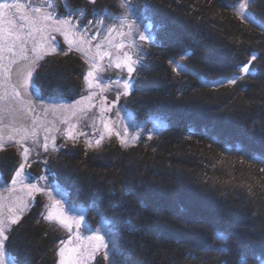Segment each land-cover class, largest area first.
<instances>
[{
	"label": "trees",
	"instance_id": "trees-1",
	"mask_svg": "<svg viewBox=\"0 0 264 264\" xmlns=\"http://www.w3.org/2000/svg\"><path fill=\"white\" fill-rule=\"evenodd\" d=\"M238 2L152 0L146 10L154 25H164L160 46L150 48L134 91L123 98L138 123L158 120L164 131L128 148L118 140L100 150L68 145L51 161L54 172L46 171L90 222L103 217L115 223L116 250L125 254L117 256L119 264L264 260V164L249 158H264V0L248 6L255 23L243 22L229 7ZM183 51L192 55L181 63L199 78L172 71L169 59ZM253 52V76L207 86L234 75ZM59 64L52 61L45 74L59 73L53 84L60 89L52 96L64 99L68 93L61 88L70 89L74 78L79 90L81 62H68L70 69ZM38 213L34 209L9 236L7 251L16 264L56 262L64 232ZM217 230L229 239H212ZM207 244L230 251L205 252Z\"/></svg>",
	"mask_w": 264,
	"mask_h": 264
},
{
	"label": "snow or ice",
	"instance_id": "snow-or-ice-1",
	"mask_svg": "<svg viewBox=\"0 0 264 264\" xmlns=\"http://www.w3.org/2000/svg\"><path fill=\"white\" fill-rule=\"evenodd\" d=\"M90 2L95 3V0ZM61 3L63 12L59 11ZM249 3L250 0H239L229 7L237 11L242 19L255 23L252 14L246 12ZM117 6L123 10L119 15L94 11L92 19L84 22L79 17L86 16V12L82 9L71 10L63 0H3L0 3V151L13 147L19 157L10 170V181L5 180L0 172V264H15L7 258L6 242L14 226L20 224L34 206L38 195L46 198L41 201L40 217L64 232L57 243V264H93L97 254H101L109 264H119L115 257L123 258L125 255L116 250L120 233L113 221L101 217L95 227L91 226L85 222L88 212L74 206L50 174L37 176L28 171L36 162L35 158L40 156L37 149L49 152L50 140L51 152L59 151L55 137L50 135L51 131L62 133L67 140L74 142L79 137H85L88 149L100 148L113 138L119 140L122 148L141 142L142 134L151 139L153 133L146 130V125L135 124L129 113L120 115L124 111L123 106L116 109L115 120L107 113L111 112L121 96H128L134 91L136 80L132 74L136 72L139 77L143 71V60L148 55L144 44L160 46L158 33L164 25H154L150 16H137L129 0H119ZM144 7L148 9L147 5ZM57 36L63 38L67 49L61 47ZM70 51L81 53L85 57L84 63L88 65L86 71L80 74V98L67 105L37 104L32 90L37 87V78L44 74L37 72L42 67L39 62L49 54L67 56ZM89 52L93 54L89 56ZM191 55L190 51H183L177 53L178 58L169 59L172 71L177 76L191 74L198 77L197 73L181 63ZM105 58L107 63L102 64ZM256 59L257 54L253 52L248 63L237 65L234 75L208 83L207 86L234 85L244 76H253L255 70L250 71V66L251 61ZM44 62L52 63L50 60ZM138 67L140 71H137ZM112 68L120 73L126 71L127 76L104 77L100 74ZM113 87L114 100L108 101L104 93ZM97 98L100 102L98 113H92L91 123L85 125L92 128L90 134L83 128L78 129L77 125L83 114L96 108ZM37 108H40V115L36 114ZM57 110L67 111L69 117L74 119L62 118L60 122L66 126L64 128H49L41 117ZM5 112L11 116L7 123L3 115ZM40 130L45 133L43 140L39 136ZM249 158L252 162L264 164L260 154L253 153ZM41 163L47 165L48 161L44 159ZM260 170L264 172V167ZM4 192L9 193L7 198L3 196ZM142 209L143 205L136 209L137 218ZM212 239L227 241L229 237L217 230ZM202 250L217 251L218 255L230 251L217 250L212 244L203 246ZM237 264H246V260L238 257ZM260 264H264V260Z\"/></svg>",
	"mask_w": 264,
	"mask_h": 264
},
{
	"label": "rangeland",
	"instance_id": "rangeland-1",
	"mask_svg": "<svg viewBox=\"0 0 264 264\" xmlns=\"http://www.w3.org/2000/svg\"><path fill=\"white\" fill-rule=\"evenodd\" d=\"M151 2H152V0H135L134 3H136L137 5L140 6V10L142 12L143 10H146V8L144 7L145 5H147L148 8L150 6H152L151 5ZM251 3H252V0H250V3L249 4L251 5ZM246 12L249 13V9L248 8L246 9ZM236 14H238L237 11H236ZM145 15H148L149 16V12L145 11ZM238 16L240 17V19L243 22L249 23L246 20L242 19L240 14H238ZM145 23H147V20H145ZM57 37H59L60 40H61V42H60L61 47L66 49V46L67 45L63 42V38L60 37V36H57ZM151 47L152 46H150L147 43L144 44V49H145V51L147 53L150 52V48ZM92 54L93 53H91V52L88 53L89 56H91ZM49 55H51V57H50L51 59L47 55V56H45L44 60H42L43 61L42 62V65L43 66L45 65V66H44V69L43 68L41 69L40 73L41 72L42 73H45L46 69L49 68V64H45V62H44V61H48V60H51V61L55 62V64L57 66L60 65L59 63L61 62V64H63V66H65V68H69L70 69L72 66H70L71 64H68V62H71L72 63V60L73 59H75V60L76 59L77 60L79 59L80 62H81V66H80L81 73L84 72V71H86V69L88 68V65L84 63L85 57L81 53H78L76 51H70L67 56H65V55H59V54H49ZM145 60H146V58L143 60V65H144ZM106 63H107V59L104 62V64H106ZM59 67L62 68V66H59ZM139 69L140 68L138 67L137 71H139ZM49 71H51V70H49ZM52 71H54V70H52ZM58 74L59 73H49V76H51L52 79L53 78L55 79V78L58 77ZM100 74L102 76H104V77H116V76H125L126 77L127 76V72L126 71L124 73H120L118 69H114V68L108 69L107 71H101ZM41 76L42 77H45V74H43ZM132 76H133L134 79H137L135 77L136 76V72H134L132 74ZM54 79L53 80H51V79H46V80L41 79L40 82H38V85H40V86L42 85V87L45 89V91L43 93V100L45 102H47L49 105L50 104H59V103H64L65 105L72 104V103H75V100H77V99L80 98V96H79V92H80V89H81V84H80L81 80L80 79L78 80V82L80 81L79 82V84H80L79 90H77V83L75 84V82H77L75 79H77V78H74L73 80H71L70 89L61 88V92L62 93H64V94L68 93V96H67L68 98H64V99L63 98H55L54 96H52L55 91L57 92L60 89L59 85L56 84L54 86V84H53ZM48 80L51 83L49 85L47 83ZM55 80H57V79H55ZM66 81L68 83V79H66ZM64 86H67V85H64ZM53 88L56 89V90H54ZM73 90H75V91H73ZM70 91H71V93H70ZM114 92H115V87H113V89L111 91H107V92L104 93V95L107 97V100L108 101H113L114 100ZM96 103H97L96 108L91 109L89 112H86L85 114H83V116L80 117V122L77 125V128L78 129L79 128H83L84 131H86V132H88V133L91 134L92 128L91 127H85V125L91 123V114L92 113H94V112L95 113H98V110H99V107H100L99 98H97V102ZM127 103H128V100L127 99H124L123 96H121L120 99H119V101H118V103L115 104V107L112 108L111 112H108L107 115L111 119L115 120L116 119V114H115L116 113V109L117 108H120L121 106H123L124 111H122L120 113V115L121 116H125L126 113H129V114H131V120L135 124L142 125L143 123H138L137 120L135 119V117L133 116V114L130 113L126 109L125 106L127 105ZM47 116L48 117L46 119L42 120V122L45 123L46 125H48L49 128H64L66 126L63 125L60 122L62 118H69L70 120L71 119H74V118L69 117L68 112L65 111V110H57L55 112H50L49 114H47ZM49 121H51V123H49ZM145 125H146V130L153 133L152 136L153 135H156V134H160V133H162L164 131V127H163L162 122H160L158 120H157V122H154L153 121L151 123H146ZM97 126H99V123L98 122H97ZM44 135H45L44 131L43 130H40L39 136H40V139L41 140H43V136ZM50 135L55 137V144L59 148V151L58 152H55V153H52L51 152V145H52V141L51 140L49 141L50 148H49V152L48 153L43 152L42 149H37V151L40 152V156H38V157L35 158V161L36 162H34L32 164L31 168L28 169V171L31 172V173H33V174L35 172H37L38 173V176L41 173H44V172H38V171H42L43 169L45 171H48V170L51 169V171L54 172V168L51 165V161H53L54 158H56V155H58L63 150V148H66L68 145H74V144H85V146H87V144L85 143V137H79V139L74 142L72 140H67L66 137H64L62 133H59V132H56V131H51ZM147 139H148L147 138V135L146 134H142V136H141V142H139L137 144H140L143 141H146ZM113 140H117V139L113 138L111 141H113ZM111 141H106L102 146H104L105 144H109V142H111ZM102 146L100 148H95V150H100L102 148ZM8 148H12L10 150V152H8V154L10 156V159L9 160H11V162L9 160H7V162L9 163V167L6 168V174L4 176V179L7 180V181H10V179H11L10 170L14 168V166H15L17 160L19 159V157H18V155L16 153V149L15 148H13V147H8ZM11 157H14V158H11ZM44 159H47L48 164L47 165H44L45 167H43V169L40 170L41 165H43L41 163V161L44 160ZM61 188L63 189V191L69 197V193L63 187H61ZM12 195H15V193H13ZM3 196L5 198H7L9 196V193L4 192L3 193ZM45 199L46 198L41 197V196L38 195L36 197V201L34 202V206L30 209L29 212H27L24 215V217L22 218V220H24L27 215L32 214V212H33L34 209H38V212L39 213L37 215L39 216L40 212L42 211V203H41V201L42 200H45ZM90 217H89V215H87V221L86 222L89 223L91 226L95 227L98 221L94 220V222H93V219H92V222H90V220L88 219ZM92 218H94V217H92ZM45 223L50 224V225H53V224H51V223H49L47 221H45ZM54 226H56V225H54ZM56 227H58V226H56ZM60 230L63 231L62 229H60ZM7 244H8V241L6 242V255H7V258H8L9 261H14V259L12 257H10L9 254H8ZM115 259L118 261L117 256L115 257ZM57 261H58V257H56L55 264H57ZM29 263H30V261H29ZM93 264H109V262L105 261L103 259V257H102L101 254H97L95 261H93Z\"/></svg>",
	"mask_w": 264,
	"mask_h": 264
},
{
	"label": "flooded vegetation",
	"instance_id": "flooded-vegetation-1",
	"mask_svg": "<svg viewBox=\"0 0 264 264\" xmlns=\"http://www.w3.org/2000/svg\"><path fill=\"white\" fill-rule=\"evenodd\" d=\"M2 2H3V0H0V3H2ZM63 2L64 3H67L68 4V7L71 10H73V11H75L77 9L84 10L86 12V16L79 17V19H81L84 22H86L87 20L92 19V13L94 11L100 12L101 14L107 12V13H109L111 15H119L123 11L121 8H119L117 6L118 3H119V0H95V3H91L90 0H63ZM134 2H135V0H129V3L132 4L135 7V9H136V15L137 16H141V15L148 16V15H145V11H147V10H143L141 12L140 6L137 5ZM59 11L60 12H63L64 11L63 3H61V6H60ZM105 22L107 23V20ZM57 40L59 42H61V40H60L59 37H57ZM66 49H67V46H66ZM48 57L50 58L51 55H48ZM106 59L107 58H105L104 61H101V63L104 64V62L106 61ZM42 62L43 61H40L39 63L42 65ZM44 66L42 65V67L38 68L37 69V72L40 73L41 69L42 68L44 69ZM48 77H49V72H47V74H45V77L39 76L37 78V81H36L37 82V87L35 88V90H36V98L40 100V102L38 104H48L47 102H45L43 100V93H44L45 90L43 89L42 85L41 86L38 85V82H40L41 79L46 80ZM5 107H8V106L5 105ZM39 109L40 108H37V111H36V114L37 115H40V110ZM3 115L5 117V122L7 123V121L11 119V116L9 115L8 112H5ZM47 117H48L47 115H44V116L41 117V120H44ZM11 149L12 148H6V150L0 151V172H2L4 174V176L6 174V168L9 167V163L7 162V160H9L10 157L7 154H8V152H10ZM11 158H14V157H11ZM1 159H2V161H1ZM9 161L11 162V160H9ZM43 172L46 173V171L44 169H43Z\"/></svg>",
	"mask_w": 264,
	"mask_h": 264
},
{
	"label": "water",
	"instance_id": "water-1",
	"mask_svg": "<svg viewBox=\"0 0 264 264\" xmlns=\"http://www.w3.org/2000/svg\"><path fill=\"white\" fill-rule=\"evenodd\" d=\"M32 91H33V93H34L35 102L38 104V103L40 102V100L36 98V90H35V88H34ZM39 110H40V109H39ZM86 221H87V216L85 217V222H86Z\"/></svg>",
	"mask_w": 264,
	"mask_h": 264
}]
</instances>
